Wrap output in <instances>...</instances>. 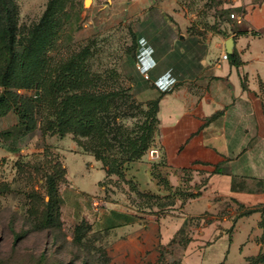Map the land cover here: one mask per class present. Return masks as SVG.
<instances>
[{
	"label": "rangeland",
	"instance_id": "rangeland-1",
	"mask_svg": "<svg viewBox=\"0 0 264 264\" xmlns=\"http://www.w3.org/2000/svg\"><path fill=\"white\" fill-rule=\"evenodd\" d=\"M7 1L19 44L25 45L36 32V49L45 48L40 60L48 61L51 73L71 75L77 82L75 92L91 97L131 88L127 99H107L110 109L99 116L114 146L108 153L99 147L107 161L121 157L118 143L126 135L142 136L165 94L206 86L205 68L195 81L169 84L163 81L165 73H140L142 64L134 65L128 52L133 33H152L157 22L166 24L164 33L172 45L198 36L208 47L211 25L201 31L192 16L197 10L206 20L213 6L220 7L219 0L210 9L207 0H182L188 23L183 29L159 3L145 15H133L126 10L129 0H91L89 7L87 0ZM18 93L37 96L41 90ZM17 123L14 112L0 119V264H190V246L202 220L193 212L210 177L167 167L158 145V124L146 155L124 166L125 177L120 179L107 177L108 166L94 152H83L73 135L44 136L38 128L22 137L3 136ZM45 160H59L72 181L58 186L60 225L52 229H42L30 209L32 191L44 196L41 174L35 169L47 168ZM83 222L88 231L79 239L75 228ZM175 228V241L169 244L167 234ZM215 262L207 253L205 264Z\"/></svg>",
	"mask_w": 264,
	"mask_h": 264
},
{
	"label": "crops",
	"instance_id": "crops-1",
	"mask_svg": "<svg viewBox=\"0 0 264 264\" xmlns=\"http://www.w3.org/2000/svg\"><path fill=\"white\" fill-rule=\"evenodd\" d=\"M158 3L181 29L188 27L182 0H129L126 10L145 15ZM219 3L206 20L197 10L192 16L201 31L213 26L203 59L206 86L163 96L158 145L167 167L210 177L193 212L202 220L189 263L205 264L208 253L215 264H264V0ZM222 11L238 19L217 20ZM225 53L236 55L239 66L223 61ZM176 234L177 228L168 232L169 244Z\"/></svg>",
	"mask_w": 264,
	"mask_h": 264
},
{
	"label": "trees",
	"instance_id": "trees-1",
	"mask_svg": "<svg viewBox=\"0 0 264 264\" xmlns=\"http://www.w3.org/2000/svg\"><path fill=\"white\" fill-rule=\"evenodd\" d=\"M48 9L52 14L54 4L51 3ZM232 14L230 11L217 12L216 19L224 20L226 17L231 19ZM165 27V23L157 22L152 26V33L150 31L133 33V46L128 52L130 61L134 65L142 64L140 73L147 71H152L154 74L165 73L162 76L165 83L182 84L197 80L204 69L203 58L206 56L207 47L198 36L189 39L180 38L172 45L167 40ZM35 38L36 32H33L25 45L19 44L12 22V9L7 0H0V119L12 112L18 117V123L13 130L5 132L3 136L22 137L38 128L44 136L58 135L60 138H65L73 135L76 144L83 152H94L97 155H95L96 159L108 166L107 177L115 175L124 179L121 169L141 160L154 141L158 124L156 120L158 102L155 105L154 119L151 123H145L142 136L133 139L126 135L118 143L121 157L110 158L107 161L108 158L100 154L99 147L108 153L114 149V146L109 141L99 116L110 109L107 99H127L129 98L127 91L131 88L127 91L91 97L75 92L77 82L71 75L51 73L48 70V61L40 60L45 48L41 46L37 50L34 45ZM229 60L233 65L239 66L236 55H230ZM133 82L136 83V80ZM39 89L41 94L37 96L18 93L19 90ZM94 142L99 144L92 148ZM45 161L47 168L35 170L38 172L37 175L41 174L42 189L48 201H45L39 191H32L29 194L30 209L42 229H52L60 225L61 201L58 186L67 183V171L59 160ZM163 165H165L164 161ZM87 231L84 222L75 228L79 239L83 238V234ZM174 241L175 239L171 243Z\"/></svg>",
	"mask_w": 264,
	"mask_h": 264
},
{
	"label": "built area",
	"instance_id": "built-area-1",
	"mask_svg": "<svg viewBox=\"0 0 264 264\" xmlns=\"http://www.w3.org/2000/svg\"><path fill=\"white\" fill-rule=\"evenodd\" d=\"M230 18L232 19V20H236V19H238L236 16H235V14H232L231 16H230ZM222 60L223 61H228L229 60V56H228V54H224L223 56H222ZM138 68H139V70L141 69L139 66H138ZM147 78V77H146ZM96 205H99L98 204V202H96Z\"/></svg>",
	"mask_w": 264,
	"mask_h": 264
},
{
	"label": "water",
	"instance_id": "water-1",
	"mask_svg": "<svg viewBox=\"0 0 264 264\" xmlns=\"http://www.w3.org/2000/svg\"><path fill=\"white\" fill-rule=\"evenodd\" d=\"M232 44H233V40L232 39L228 40V42L226 44V50H227L228 54L232 53V50H231Z\"/></svg>",
	"mask_w": 264,
	"mask_h": 264
},
{
	"label": "bare ground",
	"instance_id": "bare-ground-1",
	"mask_svg": "<svg viewBox=\"0 0 264 264\" xmlns=\"http://www.w3.org/2000/svg\"><path fill=\"white\" fill-rule=\"evenodd\" d=\"M91 5V0L86 1V7H89Z\"/></svg>",
	"mask_w": 264,
	"mask_h": 264
}]
</instances>
